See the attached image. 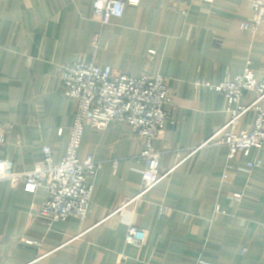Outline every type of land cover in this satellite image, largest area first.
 Returning <instances> with one entry per match:
<instances>
[{
	"label": "crops",
	"instance_id": "1",
	"mask_svg": "<svg viewBox=\"0 0 264 264\" xmlns=\"http://www.w3.org/2000/svg\"><path fill=\"white\" fill-rule=\"evenodd\" d=\"M94 1L0 0V125L8 129L0 159L27 172L46 145L56 162L64 157L77 103L64 94L62 66L96 61L168 78L174 105L153 143L163 152L162 180L126 205L141 186L146 140L127 123L86 126L79 158L100 163L87 217L50 224L39 217L46 188L1 181L0 264H264V147L230 157L227 146H201L229 122L234 103L196 84L233 80L248 66L264 76V24L242 28L252 0H192L187 13L140 0L108 25L93 19ZM257 99L250 91L241 103ZM256 117L251 109L238 128L251 129ZM250 162L261 167L248 170ZM130 224L147 232L141 247L125 241Z\"/></svg>",
	"mask_w": 264,
	"mask_h": 264
},
{
	"label": "built area",
	"instance_id": "2",
	"mask_svg": "<svg viewBox=\"0 0 264 264\" xmlns=\"http://www.w3.org/2000/svg\"><path fill=\"white\" fill-rule=\"evenodd\" d=\"M207 4L215 0H203ZM140 0H95L93 19L108 25L113 18L122 17L125 6L138 5ZM171 9L179 8L187 13L192 0H168ZM184 7V8H183ZM253 18L242 25L243 29L256 33L264 24V0H252ZM63 91L66 97L77 103L73 126L71 128L64 157L56 162L53 149L43 147V158L31 171L19 172L14 163L0 159V182L8 181L14 187L47 190V199L39 213L41 219L55 223L71 217L85 219L93 194L91 178L99 171L100 163L93 156L85 160L79 158V150L86 126L97 131H105L112 121L127 123L134 135L146 140V148L138 155L144 164L142 182L135 197L127 204L141 200L153 190L162 177L159 173L163 152L154 148V140L159 139L165 130L174 105L173 95L165 75L151 76L144 73L140 77H131L117 73L111 67L102 68L96 61L73 60L62 66ZM196 84L212 92L230 98L234 107L230 111L229 122L218 132L206 139L201 146H227L230 157L237 153L249 155L254 148L264 147V76L257 77L251 67L233 80L209 83L197 80ZM256 92L258 99L249 106L242 105L247 92ZM251 109L257 113L251 129H239L242 117ZM7 127L0 125V146L5 142ZM62 134V131H61ZM261 167L260 162H250L248 170ZM228 178V174L224 176ZM234 198L241 199L240 194ZM171 215V209L163 205L160 218ZM146 230L130 224L125 241L129 245L141 247L147 240ZM31 243V242H30ZM194 264H210L199 259Z\"/></svg>",
	"mask_w": 264,
	"mask_h": 264
}]
</instances>
